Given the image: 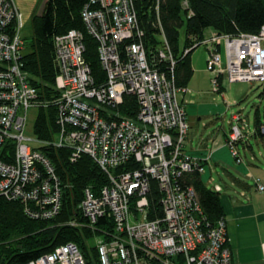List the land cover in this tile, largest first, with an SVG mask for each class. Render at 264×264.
<instances>
[{"label":"built area","instance_id":"built-area-1","mask_svg":"<svg viewBox=\"0 0 264 264\" xmlns=\"http://www.w3.org/2000/svg\"><path fill=\"white\" fill-rule=\"evenodd\" d=\"M141 1L89 0L81 12L88 33L98 43L106 74L103 84H94L81 32L55 36L58 130L53 139L41 141L24 134L28 111L38 109L39 102L21 61L22 14L13 0H0V154L13 144L11 161L0 157V195L34 202L36 209L30 213L35 218L56 216L61 210V181L39 147H66L71 162L87 155L107 174L102 188L84 189L79 205L87 220L84 228L95 234L97 264H231L225 220L204 231L196 193L180 183L184 173H204L202 162L209 157L185 151L186 88L175 83L173 73L150 65L137 10ZM158 2L151 25L156 28L160 27ZM182 6L187 8V1ZM160 38L165 46L159 57L173 68L174 58L162 33ZM201 44L208 47L207 66L215 73L216 91L219 76L230 82L264 83V26L256 33H215ZM125 95L135 97V119L119 112ZM240 120L232 115L225 139L237 164L243 162L236 149L244 137ZM130 163L137 166L127 168ZM152 181L161 194L162 216L149 218L154 213L149 199ZM255 185L264 191L259 179ZM101 219L107 224L95 227ZM26 264L89 263L69 242Z\"/></svg>","mask_w":264,"mask_h":264},{"label":"trees","instance_id":"trees-1","mask_svg":"<svg viewBox=\"0 0 264 264\" xmlns=\"http://www.w3.org/2000/svg\"><path fill=\"white\" fill-rule=\"evenodd\" d=\"M183 1L159 0V28L151 26L157 18L154 10L156 0L137 3V10L141 28L145 32L143 42L150 65L157 70L173 73L175 83L186 88L194 72L191 55L201 45L205 29L212 27L217 34L229 35L256 33L264 26V0H185L188 3L187 8L182 6ZM88 2L89 0H46L41 13L31 17L32 37L28 41L29 52L22 54L21 61L23 70L28 73L30 84L37 91L39 107L33 130L35 137L41 141L53 139L58 130L56 113L59 91L55 87V36L69 30L81 32L85 47L83 55L94 84L105 82L106 74L99 61L97 40L88 33L81 17ZM182 28L184 40L181 46ZM161 33L173 55V68L168 60L159 57V51L165 46L159 37ZM217 80V91L221 92L222 79L219 76ZM137 111L135 97L125 95L119 112L135 119ZM254 126V134L264 138V123L260 120L258 109L255 112ZM6 149H9L8 153ZM39 149L50 160L61 181V210L55 218H35L30 213L36 209L34 202L25 203L0 195V264H26L69 242L79 247L89 264H97L98 251L95 245L88 244V240L95 234L91 229L84 228L87 220L79 205L84 189L102 188L107 184V174L87 155L71 162L69 148L41 146ZM12 152L13 144H7L0 157L10 162ZM135 166L137 165L130 163L127 168ZM203 166L205 168L204 164ZM202 174L198 170L184 173L180 183L194 189L202 211V227L207 231L224 219V212L220 191L215 186H206ZM149 199L154 210V215L151 214L149 218L161 217V194L155 181L151 182ZM71 221L76 225H69ZM104 224L107 221L101 219L95 227Z\"/></svg>","mask_w":264,"mask_h":264},{"label":"rangeland","instance_id":"rangeland-1","mask_svg":"<svg viewBox=\"0 0 264 264\" xmlns=\"http://www.w3.org/2000/svg\"><path fill=\"white\" fill-rule=\"evenodd\" d=\"M22 24L20 36L25 43L22 49V54H25L29 52L28 41L32 37L31 18L22 15ZM215 33L212 27L206 28L204 39H209ZM183 40L184 29L182 28L180 30L181 46ZM207 48V45L201 44L192 54L195 72L184 94L187 102V124L189 126L186 150L194 153L204 152L215 144H225V133H228L233 125L232 115H239L241 118L239 126L244 137L237 143L236 149L243 162L237 164L230 153V149L225 144L229 158L220 165L209 161L205 165V172L202 174V179L209 188L221 184L220 180L232 188L231 175L236 176L239 167L248 162L264 167V138L254 134L256 109L259 111L261 122L264 123V83L230 82L224 76L221 83L223 90L221 92L216 91L212 81L215 73L211 72L207 66V58L209 57ZM220 53L222 64L225 67L223 47ZM37 114L36 108L29 109L24 131L26 137L34 138L35 136L33 129ZM255 158L256 161L251 160ZM251 184L256 187L255 183ZM228 191L223 189L220 195ZM95 243V237L88 240V244L91 246H94Z\"/></svg>","mask_w":264,"mask_h":264},{"label":"crops","instance_id":"crops-1","mask_svg":"<svg viewBox=\"0 0 264 264\" xmlns=\"http://www.w3.org/2000/svg\"><path fill=\"white\" fill-rule=\"evenodd\" d=\"M13 1L20 13L30 18L34 14L41 13L46 2V0ZM191 64L195 72L192 55ZM183 100L187 104L185 96ZM226 135L227 133L224 140ZM185 151L202 159L209 157L208 161L203 162L204 165L209 161L220 165L229 158V152L224 143L215 144L204 152L195 153L188 152L185 144ZM251 160L256 161V158ZM256 179L264 185V167L248 162L239 167L236 176L231 175L232 188L223 180H220L221 184L214 185L216 189L220 188V192L223 189L229 190L223 194L224 196L220 195V201L231 251V264H264V191H259L251 184H254Z\"/></svg>","mask_w":264,"mask_h":264},{"label":"water","instance_id":"water-1","mask_svg":"<svg viewBox=\"0 0 264 264\" xmlns=\"http://www.w3.org/2000/svg\"><path fill=\"white\" fill-rule=\"evenodd\" d=\"M150 31H152V29L150 28Z\"/></svg>","mask_w":264,"mask_h":264},{"label":"bare ground","instance_id":"bare-ground-1","mask_svg":"<svg viewBox=\"0 0 264 264\" xmlns=\"http://www.w3.org/2000/svg\"><path fill=\"white\" fill-rule=\"evenodd\" d=\"M57 217V216H56ZM55 218V217H54Z\"/></svg>","mask_w":264,"mask_h":264}]
</instances>
